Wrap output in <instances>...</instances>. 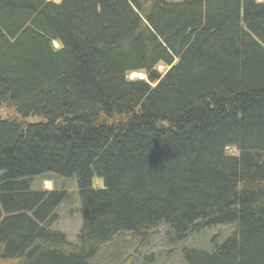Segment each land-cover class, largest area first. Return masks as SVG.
Wrapping results in <instances>:
<instances>
[{
  "label": "trees",
  "instance_id": "obj_1",
  "mask_svg": "<svg viewBox=\"0 0 264 264\" xmlns=\"http://www.w3.org/2000/svg\"><path fill=\"white\" fill-rule=\"evenodd\" d=\"M123 236L264 264V0H0V264H118Z\"/></svg>",
  "mask_w": 264,
  "mask_h": 264
},
{
  "label": "rangeland",
  "instance_id": "obj_2",
  "mask_svg": "<svg viewBox=\"0 0 264 264\" xmlns=\"http://www.w3.org/2000/svg\"><path fill=\"white\" fill-rule=\"evenodd\" d=\"M63 0H48V2H53L56 4L62 3ZM169 2L176 0H167ZM262 1V0H260ZM158 71L161 73L166 72V67L160 65L158 67ZM130 80H145L146 76L143 73H133L129 76ZM48 180L50 182L43 183V188L46 190H63L66 191L67 197L63 204L59 207V222L55 225V229L62 231L67 234L69 240L73 243H78V235L82 227V213L80 207V197H79V189L78 184L75 179H63L56 175H49ZM39 187V181H36V184L33 185V188ZM103 187V182L101 180H96L94 183V189L98 190ZM223 226L213 227L211 229H207L200 234L194 236L189 242L185 244V246L180 249L181 252L183 249H200L205 251H210L214 247L213 240L219 238ZM230 230L226 229L224 235L229 234ZM221 241L218 242L221 244L224 242L227 237L222 236ZM120 246H116L117 248L110 249L107 252H103V256H108L109 258L115 259L119 258V263L121 264H144V257L147 258L146 264H183L182 258L177 255L176 251L172 252L169 250L170 248L163 244V238L158 236L153 243H149L148 246L140 249L138 248V243L135 238H130L127 236H123L120 239ZM136 250L137 253H133L135 257H126L127 249ZM154 254V257H152ZM133 256V255H132ZM97 258V257H96ZM95 258V259H96ZM94 259V260H95ZM93 260V261H94ZM92 261V262H93ZM118 263V264H119ZM94 264V263H93Z\"/></svg>",
  "mask_w": 264,
  "mask_h": 264
}]
</instances>
